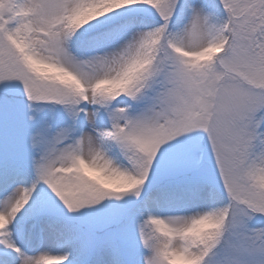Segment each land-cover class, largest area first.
<instances>
[{"label": "snow or ice", "instance_id": "6c2138e0", "mask_svg": "<svg viewBox=\"0 0 264 264\" xmlns=\"http://www.w3.org/2000/svg\"><path fill=\"white\" fill-rule=\"evenodd\" d=\"M0 264H264V0H0Z\"/></svg>", "mask_w": 264, "mask_h": 264}]
</instances>
